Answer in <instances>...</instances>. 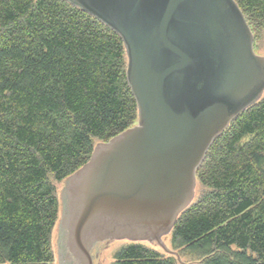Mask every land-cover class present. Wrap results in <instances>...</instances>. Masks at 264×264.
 <instances>
[{
  "label": "trees",
  "instance_id": "obj_1",
  "mask_svg": "<svg viewBox=\"0 0 264 264\" xmlns=\"http://www.w3.org/2000/svg\"><path fill=\"white\" fill-rule=\"evenodd\" d=\"M252 33L264 0H234ZM121 39L62 0H0V264H53L55 183L137 123ZM195 177L172 245L200 264H264V97L232 120ZM114 264H176L129 243Z\"/></svg>",
  "mask_w": 264,
  "mask_h": 264
},
{
  "label": "water",
  "instance_id": "obj_2",
  "mask_svg": "<svg viewBox=\"0 0 264 264\" xmlns=\"http://www.w3.org/2000/svg\"><path fill=\"white\" fill-rule=\"evenodd\" d=\"M122 41L137 123L64 180L60 248L92 264L105 240L162 246L212 142L264 93V56L234 0H62Z\"/></svg>",
  "mask_w": 264,
  "mask_h": 264
},
{
  "label": "rangeland",
  "instance_id": "obj_3",
  "mask_svg": "<svg viewBox=\"0 0 264 264\" xmlns=\"http://www.w3.org/2000/svg\"><path fill=\"white\" fill-rule=\"evenodd\" d=\"M253 51L256 55L264 56V27L253 34ZM264 97V93L262 95ZM99 141H94V146L98 145ZM55 192L58 200V216L54 228L50 236V251L52 253L53 264H74L73 258L68 253L60 248L58 223L61 217L62 210V192L64 189V181L55 183ZM197 178L194 192V198L191 203L197 200L201 192L205 191ZM130 242L125 240H105L94 243L90 247V255L92 264H114L115 254L123 246ZM142 245L157 251L164 257H171L176 264H200V257L197 253L191 252L185 248H176L172 245L171 238L168 235L162 238V246L156 243L140 242Z\"/></svg>",
  "mask_w": 264,
  "mask_h": 264
}]
</instances>
